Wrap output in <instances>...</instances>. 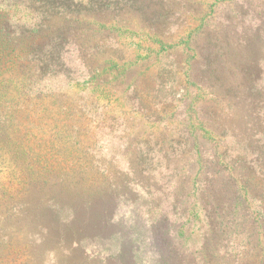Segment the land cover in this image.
Segmentation results:
<instances>
[{
  "label": "trees",
  "instance_id": "16d2710c",
  "mask_svg": "<svg viewBox=\"0 0 264 264\" xmlns=\"http://www.w3.org/2000/svg\"><path fill=\"white\" fill-rule=\"evenodd\" d=\"M30 2L37 4L48 20L64 18L72 27L75 25L72 18L78 12L70 13L68 7L81 6L73 0ZM173 4L180 10L178 2L169 0L155 1L152 10L141 5L138 25L149 44L160 47L164 45L163 38L187 33L181 43L189 55L185 60L186 70L179 72L183 79L177 87L182 93L180 104L186 105L188 111L177 109L173 101L163 103L160 114L168 118L161 117L165 123L160 130L156 126L159 119L149 115L146 109L151 108L150 101L142 95L151 91L140 83L128 84L124 90L128 91L124 98L129 110L139 115L123 120L124 158L135 153L138 145L149 147L151 153L147 150L146 154L151 158L147 162L155 159L168 176L160 185L139 154L128 163V174L116 166L110 174L101 170L94 147H79L80 134L90 135L89 129L79 127L71 111L62 108L57 113L63 116L52 119L48 112L59 102L58 96L31 91L33 83L41 79L44 66L39 63V57L45 50L55 47L63 51L73 46L90 74L99 70L90 68L96 44L89 47L92 52H80L83 44H77L62 28L53 30L50 25L39 23L36 29L27 32L0 11V172L7 174L0 177V192L9 194L0 204L13 201L12 208L21 206L37 193L43 194V207L53 209L52 214L69 215L65 221L56 218V223L60 222L58 227H46L38 222L45 235L38 244L31 245L33 255L43 257L42 264L48 254L53 257V264H93L96 252L88 244L112 239L118 241V251L113 257L116 264H142L145 242V247L150 249L145 252L155 264H264V189L248 182L264 178V9H259L257 14L249 9L241 17L254 15L257 23L249 34L235 36L233 46L239 49V64L234 67L235 72L224 73L190 45L191 41L195 43L192 36L204 25L211 30L212 23H205L195 10L185 14L199 20L197 26L185 21L178 23L174 15L179 12H172ZM184 6L188 8L185 1L180 8ZM238 14L242 16L241 12ZM233 24L231 21L229 26ZM243 26L245 21L240 28L244 29ZM44 31L51 32L46 39H42ZM218 52H211L213 58L222 55V51ZM21 78L25 80L20 81ZM73 88L72 85L65 91ZM186 88L191 90L187 92ZM187 112L192 114L186 117ZM8 113L13 119H9ZM177 119L183 121L182 128L171 125ZM111 158L112 163L115 156ZM104 174L105 179L112 180L111 176L115 175L125 180L117 183L113 179L104 194L101 184L93 185L96 180H104ZM3 184L8 185L7 189ZM126 192L132 194L133 200L123 198ZM140 194L151 197L153 203L146 237L130 229L123 217L116 214L120 200L134 206ZM157 198L163 199L162 202ZM161 204L174 212L163 209L155 213ZM198 214L204 226L196 232H204L201 239L197 236L194 239L200 241L195 247L194 242H188L194 233L186 225L200 224ZM162 239L167 242H161ZM47 245L53 247L48 249ZM17 248L8 235H2L0 263L14 261L9 256L21 258L22 250L13 253Z\"/></svg>",
  "mask_w": 264,
  "mask_h": 264
},
{
  "label": "rangeland",
  "instance_id": "374dc122",
  "mask_svg": "<svg viewBox=\"0 0 264 264\" xmlns=\"http://www.w3.org/2000/svg\"><path fill=\"white\" fill-rule=\"evenodd\" d=\"M6 1L3 0L1 3V13L8 14L10 20L19 28L24 29V31L29 32L36 29L39 23L41 25H50L53 30L62 28L63 32H67V34L69 33L68 35L71 34L75 38L77 44L81 46L83 44L80 51L83 53L91 51L89 47L96 44V48L93 52L91 51L94 53V62H92L90 68L94 69L96 67L99 70L90 74L82 66V62L77 55V50H74L73 46H67L63 51L55 47L48 48L41 53L39 63L44 66V70L42 71L40 81L33 83L31 91L33 94L41 91L43 94L52 93L58 96L59 102L53 104V108L51 109L53 112L51 113L50 110L48 115L52 116V119H57L58 115H60L57 113L58 108L65 109L66 111L69 110L79 127L86 126L89 129L90 135L88 134L85 137V135L80 134L82 137H79V142H81L79 147H94L96 157L101 161V170L109 171L110 174L113 173V166H116L123 174H128L130 171L128 163L133 162L139 154V156L141 155V160L145 159L147 170L156 176V180H158L157 184L163 183V180L168 178V176L160 163L155 162V159L154 162H147L151 158L149 157L150 154H146L149 147L138 145L135 153H129L128 157L124 158L126 148L121 141V138L125 134L123 120L126 117L129 119V117L132 118L137 115L135 112L129 110L128 101L124 98L128 91L124 92V90L128 84L134 86L140 83L141 87H146V90L151 91L144 92L142 95H145L146 100L150 101L151 108L146 109H148L149 115H153L156 119H159L156 126L160 130L165 123L162 118H168V116L160 114L163 103L173 101L177 109L188 111L186 105L182 106L180 104L182 93L177 87L182 82L183 77L180 71L184 72L186 70L187 61L185 60L189 55L188 52L183 51L184 45L182 44L186 39L187 33H177L175 27H173L172 31L174 34L177 33V35L163 38L161 40L164 43L163 46L149 44V40L145 37V32L140 30V25H138L140 19L139 9L143 5L152 10V6L157 0H73L81 4V6L73 5L71 8L68 7L70 13L78 12V15L72 18L73 23L75 22L73 27L69 26V22L63 17V19L54 17L48 20L42 15L43 11L38 8V5L31 3L30 0L27 2L25 0ZM169 1H175L179 4L180 10H177V5H171L172 12H179L176 16L174 15V18L178 19V23L185 21L193 27L197 26L200 21L193 20L190 16L191 14H185V11L193 10L196 11L199 17L204 19L205 23L207 21L212 23L213 27H211V30L204 25L199 33H195L192 36L195 39V43L192 44L191 41L190 45L197 53L200 52V54L208 57L213 67H217L224 73L235 72L234 67L239 64L237 60L239 49L233 46L234 38L238 34H242V36L247 32L249 34L257 23L254 15L247 14L244 19L241 17L248 13L249 9L255 11V13L252 12L253 14L259 13V9H264V0ZM183 1L187 3L189 9L186 6L180 8ZM239 12L242 13V16H238ZM231 21L235 24L229 26ZM243 21H245V27L243 26L244 29H241ZM50 35V31H44L42 39H46ZM181 41L183 42L181 43ZM218 51H222V55H217L219 56L218 58H213V53L211 52L219 53ZM31 75L36 76L33 72ZM24 80V78L20 79V81ZM104 81L106 82L104 83ZM72 85L74 86L73 89L65 91L68 87H72ZM186 89L187 92L191 90ZM187 92L185 91V93ZM207 100L209 99L207 98ZM43 102L46 103L47 101ZM196 102L197 99L195 100ZM203 105L206 106L207 104L203 103ZM170 106L173 109V106ZM169 110L171 109H167L166 111ZM8 114L10 115L9 119H13L12 114ZM191 114L187 112L186 117ZM186 121L187 118L185 124ZM171 125L174 128H182L183 121L177 119ZM112 155L115 156L114 163L110 162ZM218 161L216 160L215 162L217 163ZM227 163L230 162L227 160ZM6 175V173L2 174L0 172V177ZM105 176L107 175L104 174V180H96L98 182L95 181L93 183V185L101 184L103 186L102 189L104 188V194L107 192L106 187L108 183L114 182L113 179L117 183L125 180L124 177L115 175L111 176L113 177L112 180L110 178L105 179ZM127 176L128 181H130L132 177L130 174ZM134 177L139 178V176ZM248 182H251L252 185L258 188L264 189V178L259 177L253 181L248 180ZM88 183H91L90 180ZM3 185L7 189L8 185ZM14 186L17 187V184L14 183ZM133 189L135 192H139L138 188ZM5 194L0 192L1 203L9 196V194H6V196ZM123 198L133 200L132 194H127ZM150 199L151 197L140 194V200L134 206L131 204L125 205L120 200L116 213L118 217H123L127 226L139 233L141 237H146L149 233L150 219L153 215V210L149 211L153 207L151 206L153 203ZM156 200H160V198ZM162 200L159 202L161 203ZM27 201L25 204L15 206L14 208H12L15 205L13 201H10L8 205L0 204V232H3L0 234V237L6 234L13 244H17L18 248L13 250V253L17 252L16 250H22L21 258L20 256H9L8 259L14 258V261L8 264H42L43 257L37 254L36 258V254L33 255V247L31 245V243L38 244L45 235L43 230L38 227V222L42 223V226L58 227L60 226V222L56 223V218L57 220L60 218L62 221L69 218L66 212L54 215L52 214L53 209H49V211L44 208L43 194L33 193ZM78 202H80V199ZM163 209L169 213L174 212L172 208L166 209L163 204H161L159 210L154 212L159 213ZM197 213L199 212L197 211ZM199 214L197 220L200 221V224L190 223L191 225H186L189 232L194 233L188 238V242H194L195 247L200 245V241L198 243L197 241L201 239L200 237L204 232V230L196 232L201 225L204 226V222L199 217ZM196 236L198 237L197 241L194 240ZM164 241L167 242L165 239L161 240V242ZM145 244L146 242L143 244L144 246L142 245L144 247L142 264H155V261L149 259V255L145 252V250H150L149 247H145ZM52 247L47 245L48 249ZM88 248L96 252L93 264H116L113 259L118 251V241L116 239H112L109 242L88 244ZM92 251L91 253H93ZM52 258L48 254L45 264H53Z\"/></svg>",
  "mask_w": 264,
  "mask_h": 264
}]
</instances>
